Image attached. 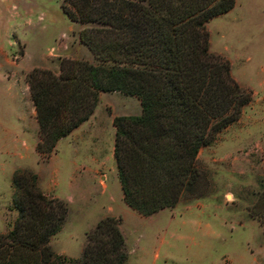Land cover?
<instances>
[{
	"label": "trees",
	"instance_id": "16d2710c",
	"mask_svg": "<svg viewBox=\"0 0 264 264\" xmlns=\"http://www.w3.org/2000/svg\"><path fill=\"white\" fill-rule=\"evenodd\" d=\"M234 0H60L92 61L58 58L56 71L32 67L24 75L36 124L33 151L45 161L55 142L86 120L99 93L137 100L139 113L113 116L111 157L121 202L139 216L204 196L209 182L196 162L199 148L232 124L250 92L230 76L228 61L208 50L205 23ZM0 234V264H123L119 217L103 216L84 233L77 257L52 252L49 239L67 206L44 194L36 174L14 168ZM247 215L264 241V149Z\"/></svg>",
	"mask_w": 264,
	"mask_h": 264
},
{
	"label": "rangeland",
	"instance_id": "374dc122",
	"mask_svg": "<svg viewBox=\"0 0 264 264\" xmlns=\"http://www.w3.org/2000/svg\"><path fill=\"white\" fill-rule=\"evenodd\" d=\"M59 3L0 0V234L15 215L9 207L10 173L17 167L31 168L41 177L43 193L67 206L66 225L51 239L53 250L77 255L83 229L108 212L119 217L123 264H264L261 229L246 211L264 149V0H234L229 11L205 23L208 50L224 57L232 79L250 92L238 118L197 151L208 192L149 216L128 211L122 218L119 209L124 205L109 152L105 192L89 189L82 200L66 182L69 151L60 146L49 163L33 151L25 73L32 67L56 71L58 58L92 61L76 37L84 25L68 21ZM114 96L102 95L96 112L104 100L116 106ZM104 112L110 113L109 108Z\"/></svg>",
	"mask_w": 264,
	"mask_h": 264
},
{
	"label": "crops",
	"instance_id": "0c3cea01",
	"mask_svg": "<svg viewBox=\"0 0 264 264\" xmlns=\"http://www.w3.org/2000/svg\"><path fill=\"white\" fill-rule=\"evenodd\" d=\"M104 94L107 93L98 94L97 102L93 107L91 114L88 116L86 120L79 123L66 136L59 138L55 142L52 153L44 162V163L51 162L53 157L57 154L58 148L60 146L68 150L69 159L67 160L68 169L66 175V182L69 185V187L71 186L76 191L79 192V198L82 200L87 198L88 195L86 196L84 193L85 191L87 192L89 189L96 188L98 192H103V193L106 190L107 177L109 171H108V164L105 163V160L108 157V152L111 157L112 137H113V127L111 124L112 117L137 115L139 113L138 103L134 97L123 96L114 92H112V95H115L114 97H116L115 99L117 100L116 101L117 105L113 106L111 102H109L108 100H104L100 106L99 112H96V107L99 104L102 95ZM129 104H131V107H129ZM105 106L109 108L110 113L104 112ZM129 109H131V112L129 111ZM30 119L32 123V131L34 132L35 135L34 142H36L37 141L36 124L33 118L32 107L30 108ZM108 143H109V147H108ZM113 168H114V164H113ZM32 171L36 174L38 188L43 192L42 183H41L42 181L38 171H35L33 169ZM113 171H114L113 176L115 177V170L113 169ZM107 195H108L107 199H111L110 195L109 194ZM124 207L121 206V208L119 209L121 218L123 214L127 215L128 211H131L126 206ZM106 210L108 211V206L106 207ZM67 214L60 229L50 237L48 242L50 247H51V239H53V237H55V235L58 232H60L66 225ZM112 215H113L112 213L108 214L107 212L96 216L89 223V225L85 229H83L81 235L83 236L85 232L91 229L93 224L99 218L103 216H112ZM80 248H81V244L78 247L77 255H68L64 253L62 249L53 250L52 247L51 250L56 254H62L68 257H76L80 252Z\"/></svg>",
	"mask_w": 264,
	"mask_h": 264
}]
</instances>
